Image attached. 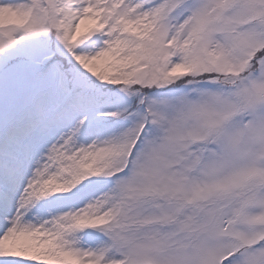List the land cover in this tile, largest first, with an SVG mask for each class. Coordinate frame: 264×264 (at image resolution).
Wrapping results in <instances>:
<instances>
[{
	"label": "rangeland",
	"instance_id": "obj_1",
	"mask_svg": "<svg viewBox=\"0 0 264 264\" xmlns=\"http://www.w3.org/2000/svg\"><path fill=\"white\" fill-rule=\"evenodd\" d=\"M48 1L84 72L159 87L113 139L52 72L4 68L0 264H264V0ZM29 15L0 0L9 57L46 55Z\"/></svg>",
	"mask_w": 264,
	"mask_h": 264
},
{
	"label": "trees",
	"instance_id": "obj_2",
	"mask_svg": "<svg viewBox=\"0 0 264 264\" xmlns=\"http://www.w3.org/2000/svg\"><path fill=\"white\" fill-rule=\"evenodd\" d=\"M21 1L25 4L27 14L29 11L37 12L40 17L43 30L41 33L30 34V41L46 55L39 59L21 53L9 57L7 53L0 51V74L4 68H10L13 72L18 68L19 71L29 72L30 77L36 76H33L32 73L36 71H39V74L52 72L59 80L63 106L76 105L95 111V115L87 119L91 123L84 125V131L96 129L102 134L112 131L113 139L118 138L120 133L116 130L117 122L129 118L142 106L143 98L155 92L159 86L156 83L143 85L139 82L130 83L125 80H117L112 85L111 81H99L98 77L84 72L73 56L76 45L62 34L60 25H54L50 18V2L48 0ZM151 2L155 3V0H151ZM18 28L21 30V27ZM129 38L135 45L134 52H138L142 57L145 53L147 56L145 58H149L148 53L144 50V40H147V37L141 38L130 32ZM262 54H264V49L258 51L259 56ZM202 77L203 75L199 76V78ZM176 83L179 84V81ZM121 85L129 92L127 108H124L122 104L124 99L116 93L117 87ZM114 154L113 152L108 156L113 158ZM64 195L60 194L59 197Z\"/></svg>",
	"mask_w": 264,
	"mask_h": 264
},
{
	"label": "bare ground",
	"instance_id": "obj_3",
	"mask_svg": "<svg viewBox=\"0 0 264 264\" xmlns=\"http://www.w3.org/2000/svg\"><path fill=\"white\" fill-rule=\"evenodd\" d=\"M69 11H71V8H70V10Z\"/></svg>",
	"mask_w": 264,
	"mask_h": 264
}]
</instances>
